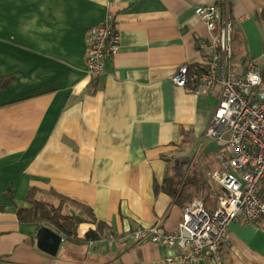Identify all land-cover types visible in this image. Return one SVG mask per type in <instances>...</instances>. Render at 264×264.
I'll return each instance as SVG.
<instances>
[{
    "label": "crops",
    "instance_id": "1",
    "mask_svg": "<svg viewBox=\"0 0 264 264\" xmlns=\"http://www.w3.org/2000/svg\"><path fill=\"white\" fill-rule=\"evenodd\" d=\"M200 6L232 18L235 63L255 60L264 73V0H0V78L13 76L0 89V264H166L179 253L128 236L157 224L178 230L182 207L155 183L185 165L175 179L192 191L220 171L224 145L206 135L219 97L173 82L182 66L206 62ZM108 16L120 50L92 78L87 33ZM32 189L90 208L110 236L64 241L55 257L41 251L16 213ZM91 229L81 224L79 237ZM83 246L87 256L67 254ZM223 258L264 264V218L233 222Z\"/></svg>",
    "mask_w": 264,
    "mask_h": 264
},
{
    "label": "built area",
    "instance_id": "2",
    "mask_svg": "<svg viewBox=\"0 0 264 264\" xmlns=\"http://www.w3.org/2000/svg\"><path fill=\"white\" fill-rule=\"evenodd\" d=\"M196 15L205 23L208 37L201 39L204 65L182 66L173 76L177 87L191 86L195 93L219 97L206 135L224 145L220 171L212 178L219 184L216 206L208 208L199 198L182 210L176 232L160 224L139 228L128 238L177 249L166 264H225L223 252L230 245V225L243 220L257 225L264 218V73L255 60L245 68L234 61L233 20L216 6H200ZM121 32L112 16L89 29L86 37V72L101 76L110 59L117 57ZM229 136V137H228Z\"/></svg>",
    "mask_w": 264,
    "mask_h": 264
},
{
    "label": "trees",
    "instance_id": "3",
    "mask_svg": "<svg viewBox=\"0 0 264 264\" xmlns=\"http://www.w3.org/2000/svg\"><path fill=\"white\" fill-rule=\"evenodd\" d=\"M12 80L13 76L0 78V89L6 88ZM190 183L193 182L183 184L181 182L177 185L169 175L162 185L155 183L154 188L156 193L162 192L173 197L176 204L181 206L182 209L191 203L202 189L209 190L204 201L206 205L210 203L211 192L210 187L207 185V179L197 180L194 183L197 187L193 188L192 191L182 190L184 185ZM260 196L264 198V185L260 189ZM54 198L47 199V197L41 196L37 190L32 189L26 199L29 208H17L16 213L19 222L24 226L33 228L34 234L44 227H50L62 235L66 242L76 245L83 242H100L110 236L109 227L98 221L90 208L65 197L54 196ZM56 199L59 200L58 205L53 201ZM67 205H71L72 209H68L66 212L64 206ZM83 223L92 224L95 229L89 230L85 237L81 239L79 237V227Z\"/></svg>",
    "mask_w": 264,
    "mask_h": 264
},
{
    "label": "rangeland",
    "instance_id": "4",
    "mask_svg": "<svg viewBox=\"0 0 264 264\" xmlns=\"http://www.w3.org/2000/svg\"><path fill=\"white\" fill-rule=\"evenodd\" d=\"M229 137V136H228ZM189 147H191V145L189 146ZM189 149L190 148H186V154L185 155H183V157H184V159L183 160H185L186 162H189L188 160L189 159H186V157L188 156V151H189ZM188 152V153H187ZM193 157H194V154H192L189 158L192 160L193 159ZM180 163H181V161H180ZM181 165V164H180ZM185 165H183V167H184ZM183 167H180V169H179V172H177V173H174V178H173V180H174V183H176L177 185L179 184L178 182H180L179 180H178V178H176L175 179V177H182V171H184L185 169H187V166H185V168H183ZM206 179H207V185L210 187V192H211V195H210V198H211V201H210V204H211V208H214L215 206H216V199H215V193L217 192H219V189H220V186H219V184L212 178V176H210V175H206ZM184 189V188H183ZM182 189V190H183ZM201 190V189H200ZM209 191V190H208ZM208 191H205V189H202L199 193H198V196H196V197H194L193 198V201L195 200V199H199V198H201L203 201L205 200V198H206V195H207V193H208ZM54 202H55V204L56 205H58L59 204V200H54ZM204 204H205V201H204ZM206 205V204H205ZM207 206V205H206ZM68 209L69 210H71L72 209V206L71 205H67V206H64V210L67 212L68 211ZM64 247H66L65 245L62 247V248H64ZM63 252H64V250L62 249L61 250V252H60V254H59V257H62L64 254H63ZM87 250H86V246H83V247H78V248H74V250H72L71 252H70V250H68L67 251V254L69 255V256H72V257H79V256H83V257H85V256H87Z\"/></svg>",
    "mask_w": 264,
    "mask_h": 264
},
{
    "label": "water",
    "instance_id": "5",
    "mask_svg": "<svg viewBox=\"0 0 264 264\" xmlns=\"http://www.w3.org/2000/svg\"><path fill=\"white\" fill-rule=\"evenodd\" d=\"M37 247L55 257L65 241V238L50 227H44L37 231Z\"/></svg>",
    "mask_w": 264,
    "mask_h": 264
}]
</instances>
